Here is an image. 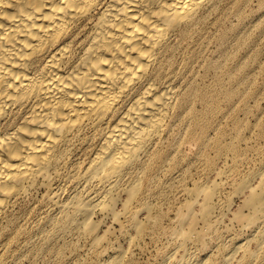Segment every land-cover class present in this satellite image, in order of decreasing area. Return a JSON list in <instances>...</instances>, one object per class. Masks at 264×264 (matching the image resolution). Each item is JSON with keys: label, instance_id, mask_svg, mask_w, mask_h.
<instances>
[{"label": "bare ground", "instance_id": "obj_1", "mask_svg": "<svg viewBox=\"0 0 264 264\" xmlns=\"http://www.w3.org/2000/svg\"><path fill=\"white\" fill-rule=\"evenodd\" d=\"M221 1L0 0V228L8 210L32 189L43 191L58 216L46 220L44 247L72 231L87 236L92 249L99 247L110 231L99 235L102 220H92L97 213L119 224V233L127 226L135 236L147 222L157 223L144 200L148 171L166 156L161 144L170 115L179 113V120L186 112L178 74L165 64L176 53L179 66L177 42ZM140 169L148 174L144 183L136 178ZM263 174H249L235 188L237 196L247 193L244 204L252 212L237 211L235 218L248 229L264 215V179L257 191L252 187ZM212 180L183 190L189 200L174 216L179 225L200 217L203 238L222 221L213 215ZM66 190L70 197L63 199ZM180 228L172 233L180 240L169 255L173 264H205L188 260L190 233ZM237 251L221 264H232ZM121 258L116 254L110 262L120 264ZM235 264H245L243 257Z\"/></svg>", "mask_w": 264, "mask_h": 264}, {"label": "rangeland", "instance_id": "obj_2", "mask_svg": "<svg viewBox=\"0 0 264 264\" xmlns=\"http://www.w3.org/2000/svg\"><path fill=\"white\" fill-rule=\"evenodd\" d=\"M177 45L181 54L179 66L175 62L176 53L167 58L165 66L178 74L176 82L181 83L185 93L186 112L179 120V113L170 115L172 121L166 122L170 126L165 127L167 132L161 144L166 156L161 162L153 163L148 171L152 179L147 184L150 193L144 200L152 208V216L158 218L157 223L147 222L142 235L135 236V231L127 226L120 227L123 230L119 233V224L97 213L92 220L103 221L99 235L106 229L111 232L105 233L107 239L97 249H92L87 236L77 235L76 231L44 247L42 238L49 227L46 220L54 222L58 216L50 211L43 191L32 189L28 196L16 201L3 219L0 264H114L110 260L116 254L123 257L120 264H173L169 255L172 256L180 240L172 233L174 227L180 226L182 231L190 233L186 252L191 263L221 264L223 258L237 249L232 264L241 257L245 264H264V215L249 229L246 228L249 225L235 218L237 211L243 216L252 212L244 204L247 193L237 196L235 188L247 175L264 171V0H222ZM145 161L148 158L142 159ZM147 175L140 169L136 178ZM212 178L217 188L211 202L213 215L222 221L213 223L214 231L204 232L203 238L204 222L200 217L179 225L174 216L189 200L183 190L191 189L196 184L194 181L213 183ZM263 179L264 174L255 177L254 190L259 189ZM121 196L123 199L124 195ZM61 197H70V190ZM226 203L230 204L229 211L223 210ZM131 206L137 207V202ZM117 211H121L120 205ZM145 216L140 210L138 218L144 222ZM197 231L200 233L196 234Z\"/></svg>", "mask_w": 264, "mask_h": 264}]
</instances>
